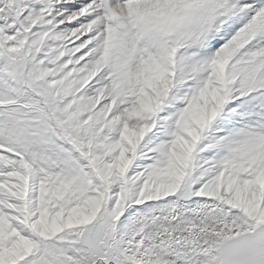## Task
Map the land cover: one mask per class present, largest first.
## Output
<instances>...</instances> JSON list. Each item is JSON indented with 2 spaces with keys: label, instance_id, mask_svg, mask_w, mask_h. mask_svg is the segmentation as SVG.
I'll use <instances>...</instances> for the list:
<instances>
[{
  "label": "snow or ice",
  "instance_id": "1",
  "mask_svg": "<svg viewBox=\"0 0 264 264\" xmlns=\"http://www.w3.org/2000/svg\"><path fill=\"white\" fill-rule=\"evenodd\" d=\"M0 264H264V0H0Z\"/></svg>",
  "mask_w": 264,
  "mask_h": 264
}]
</instances>
